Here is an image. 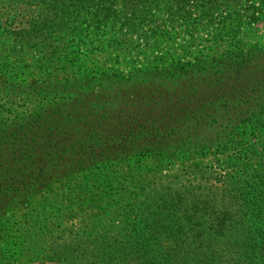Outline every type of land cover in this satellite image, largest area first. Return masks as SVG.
Returning a JSON list of instances; mask_svg holds the SVG:
<instances>
[{
	"label": "rangeland",
	"instance_id": "obj_1",
	"mask_svg": "<svg viewBox=\"0 0 264 264\" xmlns=\"http://www.w3.org/2000/svg\"><path fill=\"white\" fill-rule=\"evenodd\" d=\"M211 4H215L213 8ZM100 11L111 14L112 20L96 24L92 15ZM236 53H264V0H0V85L10 82V78L28 85L47 79L62 89L86 85L84 91L90 93L97 121L112 117L110 112L116 104L153 100L156 93H170L175 88L182 91L186 81L195 83L197 77L193 74L204 72L202 67L218 73L215 64L220 59L233 61ZM184 69L190 80L156 79L164 72L177 74ZM198 131L201 137L219 133L217 129ZM237 139L228 155H215L216 149L204 148L191 154L189 150L170 148L140 152L132 159L89 170L84 178L71 180L63 187L66 192L72 189L81 193L76 202L65 201L72 204L63 210L73 211L61 213L66 219L63 228L84 226L93 232L99 226L103 231L93 241L103 247L97 250L120 243L131 252L127 258L139 257L127 264H147L148 256L159 249L175 254L176 264H195L188 252H202L211 242L221 252V258L213 264H229L232 247L222 246L226 238L220 234L236 233L233 238L239 244L248 232L264 229V217L254 221L251 210L243 207H250L251 195L242 196L234 189L245 164L257 167L255 159L264 150V132ZM214 157L220 161L215 162ZM97 169L103 172L90 174ZM188 181L192 184L184 190ZM222 181H227V187L222 188ZM85 185L95 189L89 192ZM159 185L179 188L184 197L172 208L163 207L156 214L146 215L144 231H121L123 226L127 229V221L137 222L140 211H134L127 220L124 216V221H109L108 210L113 204L139 208L144 196ZM51 194L40 191L30 201V210L16 212L36 216L37 208L47 205L45 198L50 201ZM14 219L19 220L17 214L11 221ZM222 219L225 221L220 232ZM216 232L217 236H212ZM60 235L55 231L41 236L39 250L46 252L48 242ZM4 239L0 233V264H67L65 259L50 261L37 251L20 249ZM258 241V247H264L263 239ZM141 244L145 246L139 250ZM200 255L204 264L210 263ZM80 257L78 264H86L87 256L80 253Z\"/></svg>",
	"mask_w": 264,
	"mask_h": 264
},
{
	"label": "trees",
	"instance_id": "obj_2",
	"mask_svg": "<svg viewBox=\"0 0 264 264\" xmlns=\"http://www.w3.org/2000/svg\"><path fill=\"white\" fill-rule=\"evenodd\" d=\"M214 5L211 4L210 8ZM92 17L99 25L102 21L112 20L113 16L100 11ZM232 58L234 60L231 62L220 59V63H226L222 66L218 65L220 63L215 64L218 73L202 67L204 72L193 74L197 77L193 80L196 84L191 82L185 69L177 74L164 72L156 79L180 81L183 77L190 78V81L183 83L182 91L175 88L170 93H156L153 100H129L122 106H111L110 113L113 116L99 121L91 107L90 93L85 92L88 88L86 85L65 86L62 89L47 79L28 85L25 81L14 83L13 78L4 86L0 85V233L5 236L4 242L15 244L20 249L26 247L37 251L50 261L65 259L67 264H78L80 253L87 256L86 264L99 261L127 264L138 259L127 258L131 252L124 250L120 243L99 252L97 248L103 246L93 241L103 231L99 226L93 232L84 226L73 228L70 225L68 229L63 228L62 223L66 219L61 213L73 211L70 208L63 210L64 206L72 204H66L65 201L74 199L72 202H76L81 195L80 191L71 192L72 189L66 192L63 187L71 180L75 182L79 177L84 178L86 172L99 165L126 161L139 156L140 152L171 148L174 151L189 150L193 154L207 148L216 149L215 155H228L231 144L238 137L264 132V53L251 56H239L236 53ZM41 77L49 78L47 75ZM215 129L219 130L218 134L210 133L205 137L198 134V130L210 132ZM214 160L217 163L220 161L215 157ZM255 160L256 168L244 165L234 189L242 196L251 195L250 207L249 204L243 207L250 209L252 220L257 221L261 216L264 217L263 149ZM102 172V169H97L90 174L98 176ZM191 184L190 181L186 182L184 190ZM227 184V181H222V188L227 187ZM84 188L89 192L95 189L91 185H85ZM42 190L52 194L49 195L50 201L45 198L47 205L37 208L39 213L36 216L16 212L30 210L27 209L30 208V201ZM183 193L171 185L154 186L144 196L139 208L134 204H113L108 210L111 214L109 221L113 222L117 218L124 221V216L127 220L134 211H140L137 222L127 221V229L123 226L121 231H144L146 215L156 214L163 207L172 208L176 201L182 200ZM155 205L156 208L152 209ZM16 214L19 220L11 221ZM224 221L222 219L219 224L220 232L223 231L221 224L224 225ZM55 231L62 235L49 241L50 248L41 252L39 238L46 234L53 235ZM220 235L226 238V244L222 246L232 247L229 264H264V247H258V238L264 241L263 228L248 232L239 240V244L233 238L236 233ZM196 236L200 240L199 234ZM144 246L141 244L139 250ZM198 250L188 252L195 264H204L199 258L200 254L208 259L210 263L207 264H213L221 258V252L217 251L219 247L213 242L202 252ZM175 260V254L159 249L148 256L147 264H176ZM141 264H146V261Z\"/></svg>",
	"mask_w": 264,
	"mask_h": 264
}]
</instances>
